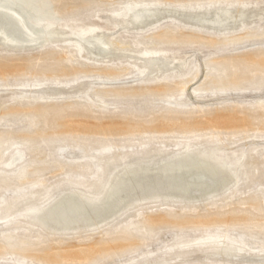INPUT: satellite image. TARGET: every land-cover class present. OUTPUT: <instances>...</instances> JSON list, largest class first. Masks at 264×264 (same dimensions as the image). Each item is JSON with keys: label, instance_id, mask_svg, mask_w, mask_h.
<instances>
[{"label": "rangeland", "instance_id": "obj_1", "mask_svg": "<svg viewBox=\"0 0 264 264\" xmlns=\"http://www.w3.org/2000/svg\"><path fill=\"white\" fill-rule=\"evenodd\" d=\"M0 264H264V0H0Z\"/></svg>", "mask_w": 264, "mask_h": 264}, {"label": "bare ground", "instance_id": "obj_2", "mask_svg": "<svg viewBox=\"0 0 264 264\" xmlns=\"http://www.w3.org/2000/svg\"><path fill=\"white\" fill-rule=\"evenodd\" d=\"M6 10H8V9H6ZM9 11H10V10H9ZM145 12H151V10H141V11L137 12L136 14H134L133 17H132V19H134V20H136V21L139 20V19L141 18L142 14H144ZM9 13H10V12H9ZM224 13L227 14L226 11H224ZM16 15H17V14H16ZM20 18H21V17H20ZM216 19H217V18H216ZM21 22H22L23 24H25V23H24V20H23L22 18H21ZM21 22H20V23H21ZM26 29H27V27H26ZM8 34H9V33H8ZM8 34L6 35V36H7L6 39H7L8 41H12V42H10V43L13 44L15 41H20V40H18L17 38H18V36L21 37V32H18L17 30H13V31L10 32L11 35H10V34L8 35ZM26 35H27V33H26ZM6 36H5V37H6ZM8 36H10L12 39H11V40L8 39ZM10 37H9V38H10ZM29 37L33 39V35L29 34ZM32 39H31V40H32ZM20 42H21V41H20Z\"/></svg>", "mask_w": 264, "mask_h": 264}]
</instances>
